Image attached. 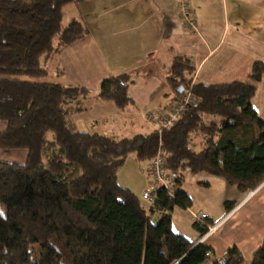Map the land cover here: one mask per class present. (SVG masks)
I'll use <instances>...</instances> for the list:
<instances>
[{
  "label": "trees",
  "instance_id": "obj_1",
  "mask_svg": "<svg viewBox=\"0 0 264 264\" xmlns=\"http://www.w3.org/2000/svg\"><path fill=\"white\" fill-rule=\"evenodd\" d=\"M80 1L0 0V148L27 151L22 164L0 161V264H247L235 246L220 262L173 232L171 213L191 205L180 188L185 171L219 176L239 192L264 182V119L251 105L264 62L252 64L247 81L206 85L192 84L193 67L176 56L166 75L175 99L182 87L199 102L173 125L120 139L81 132L73 116L89 89L15 78L44 75L43 59L86 33L78 20L63 24V6ZM130 82L128 73L108 76L95 96L123 109ZM158 151L174 184L146 210L117 175L128 155L148 162ZM235 205L226 201V212ZM193 227L203 236L209 222ZM248 264H264V240Z\"/></svg>",
  "mask_w": 264,
  "mask_h": 264
},
{
  "label": "crops",
  "instance_id": "obj_2",
  "mask_svg": "<svg viewBox=\"0 0 264 264\" xmlns=\"http://www.w3.org/2000/svg\"><path fill=\"white\" fill-rule=\"evenodd\" d=\"M62 13L63 24L78 20L86 33L42 65L57 84L89 89L84 109L73 116L81 132L120 139L153 130L146 114L166 110L175 100L166 75L176 56L189 60L192 84L206 85L247 81L252 64L264 62V0H83L66 4ZM120 73L131 76V102L123 109L95 96L102 79ZM253 85L251 105L264 119V74ZM5 127L0 120V132ZM26 157L25 149L0 148V161L22 164ZM148 162L130 154L117 175L146 210L151 204L140 194L149 180ZM180 188L191 205L174 207L173 232L210 247L214 258L235 246L248 264L264 240V182L239 192L219 176L185 171ZM226 201L236 202L230 212ZM202 212L212 229L200 236L193 222ZM157 217L152 214V220Z\"/></svg>",
  "mask_w": 264,
  "mask_h": 264
},
{
  "label": "built area",
  "instance_id": "obj_3",
  "mask_svg": "<svg viewBox=\"0 0 264 264\" xmlns=\"http://www.w3.org/2000/svg\"><path fill=\"white\" fill-rule=\"evenodd\" d=\"M187 11L186 7L183 8ZM199 102L189 89L183 90V94L176 98L173 103L166 110L150 111L146 114L145 120L153 128L160 132L164 128H168L173 125L178 117L187 109L190 105H195ZM141 171L144 169L141 167ZM147 172L149 174V180L147 186L141 192V199L148 204H152L155 198V194L158 189L166 188L167 191L171 190L174 184V176L165 167V157L161 151L148 162ZM206 217V213H200L196 216V219L202 220ZM212 228L208 227V230ZM209 256H213L212 250L208 252ZM216 260L223 262V256L215 258Z\"/></svg>",
  "mask_w": 264,
  "mask_h": 264
},
{
  "label": "rangeland",
  "instance_id": "obj_4",
  "mask_svg": "<svg viewBox=\"0 0 264 264\" xmlns=\"http://www.w3.org/2000/svg\"><path fill=\"white\" fill-rule=\"evenodd\" d=\"M16 79H25V80H30V81H38V82H47V83H56L57 79L51 75H41V76H27V75H16L15 76ZM204 120L206 119V123H208V120L212 119L211 116L208 115H203ZM202 135L200 133H195L193 138H194V146L196 149H200V147L202 146L201 141H202ZM204 138V137H203ZM153 222H156V220H153Z\"/></svg>",
  "mask_w": 264,
  "mask_h": 264
},
{
  "label": "water",
  "instance_id": "obj_5",
  "mask_svg": "<svg viewBox=\"0 0 264 264\" xmlns=\"http://www.w3.org/2000/svg\"><path fill=\"white\" fill-rule=\"evenodd\" d=\"M184 88L181 87V90H178V93L181 94L183 92Z\"/></svg>",
  "mask_w": 264,
  "mask_h": 264
}]
</instances>
